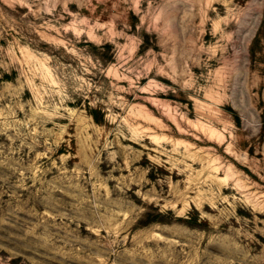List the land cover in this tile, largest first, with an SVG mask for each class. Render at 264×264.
<instances>
[{
  "label": "rangeland",
  "instance_id": "obj_1",
  "mask_svg": "<svg viewBox=\"0 0 264 264\" xmlns=\"http://www.w3.org/2000/svg\"><path fill=\"white\" fill-rule=\"evenodd\" d=\"M0 264H264V0H0Z\"/></svg>",
  "mask_w": 264,
  "mask_h": 264
}]
</instances>
